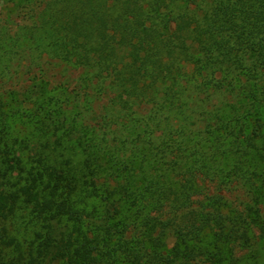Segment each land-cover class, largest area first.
<instances>
[{"label": "trees", "instance_id": "16d2710c", "mask_svg": "<svg viewBox=\"0 0 264 264\" xmlns=\"http://www.w3.org/2000/svg\"><path fill=\"white\" fill-rule=\"evenodd\" d=\"M260 241L264 0H48L0 25V264H242Z\"/></svg>", "mask_w": 264, "mask_h": 264}, {"label": "rangeland", "instance_id": "374dc122", "mask_svg": "<svg viewBox=\"0 0 264 264\" xmlns=\"http://www.w3.org/2000/svg\"><path fill=\"white\" fill-rule=\"evenodd\" d=\"M47 2L48 0H41L34 5L27 6L18 5L17 3L12 4L5 0H0V25H11L13 28H15L18 24L32 25L38 21L40 13ZM48 73L52 77L55 84L58 82H63L66 79L77 81L81 75V72L60 66L59 64L50 66ZM71 86H73V84ZM101 104H99V106H101ZM13 125L15 129L21 131L19 132L12 129L13 134L24 136L25 134H31L32 132V128H24L23 123H17ZM80 159V157L76 158V160ZM205 187L206 191L210 192L211 194H219L224 196L230 202V204H233L234 206L244 207L245 204L249 202L246 191L238 184L233 185L226 190L218 189L217 186L210 185L208 183L205 185ZM170 245H172V241H170ZM239 256L242 258V264H264V241H260L257 247L252 250V252H242Z\"/></svg>", "mask_w": 264, "mask_h": 264}]
</instances>
